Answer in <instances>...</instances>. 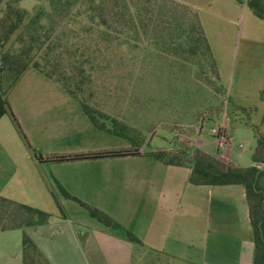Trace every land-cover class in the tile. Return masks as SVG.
<instances>
[{
  "label": "rangeland",
  "instance_id": "rangeland-1",
  "mask_svg": "<svg viewBox=\"0 0 264 264\" xmlns=\"http://www.w3.org/2000/svg\"><path fill=\"white\" fill-rule=\"evenodd\" d=\"M6 1L11 0H0V17ZM189 1L202 6L189 7L202 20L218 81L200 54L187 51L189 44L178 38L175 24L157 22L136 8L148 5L147 0H15L14 4L30 16L39 12L40 18L29 31L20 32L23 38L15 32L4 48L21 49L41 62L48 56L64 67L74 49L85 51L94 67V95L89 104L105 115L107 127L118 130L111 119L125 123L131 137L99 130L96 139L88 140L95 144L92 152L139 146L146 152L162 149L191 153L197 148L214 155L226 150L232 159L243 156L238 163L248 167L257 138L264 139V100L260 97L264 89V20L249 8H229L217 2V9H209L199 0ZM153 4L154 0L150 2ZM99 14L107 17L108 24H99ZM176 14L181 18V12ZM37 33L38 42L29 38ZM53 46L57 58L51 54L49 47ZM0 71L1 85L6 88L13 73L4 67ZM25 75L7 91L6 100L16 119L17 136L26 141L32 156L33 150L39 154L34 155L37 166L33 170L52 180L48 159L90 152L79 136L93 139L94 131L74 125L64 115L51 116L52 112L80 107L78 99L66 95L57 83L34 69H27ZM217 129L229 144L219 145L214 135ZM133 264L182 263L143 248L135 254Z\"/></svg>",
  "mask_w": 264,
  "mask_h": 264
},
{
  "label": "crops",
  "instance_id": "crops-1",
  "mask_svg": "<svg viewBox=\"0 0 264 264\" xmlns=\"http://www.w3.org/2000/svg\"><path fill=\"white\" fill-rule=\"evenodd\" d=\"M181 1L193 8L202 7ZM199 1L209 9L217 2L229 8H248L245 3L235 5L230 0ZM248 22H253L249 15ZM50 115H64L74 125L93 130V139L79 137L89 145L86 147L90 152L95 149L88 140L96 139L100 129L91 123L81 105ZM137 151L58 162L48 159L52 164L51 180L33 170L37 166L34 155L26 141L17 136L10 113H4L0 117V196L45 210L50 217L44 224L0 230V264H23V232L48 264H133L135 254L143 248L182 264H253L252 228L242 185H194L188 182V167L164 164L140 146ZM214 155L241 167L240 154L235 159L226 150ZM54 181L111 216L135 234L143 246L127 240L121 229L106 227L86 214L74 200L58 192ZM253 187L262 193L264 210V162L258 164ZM52 192L64 208V215L55 205ZM259 230L264 241V217Z\"/></svg>",
  "mask_w": 264,
  "mask_h": 264
},
{
  "label": "trees",
  "instance_id": "trees-1",
  "mask_svg": "<svg viewBox=\"0 0 264 264\" xmlns=\"http://www.w3.org/2000/svg\"><path fill=\"white\" fill-rule=\"evenodd\" d=\"M13 1L15 2V0L6 1L4 12L0 17V68L4 67L9 72L13 73V78L6 88H3L0 82V117L8 111L16 122L7 103L6 93L15 84L22 73L31 68L45 78L57 83L68 95L77 98L83 111L96 128L131 139V137L127 135L126 130L128 126L125 123L116 119H111L112 125H118L119 128L116 130L107 127L104 122L106 118L105 115L98 112L93 105L89 104L88 100L94 95L91 79V72L94 67L92 66L91 59L85 54L84 50L78 51V49H74L71 53L73 56L72 59H70L67 67H64L62 65L59 66L58 60H53V58H49L48 56H44L43 62H41L38 59L29 57L25 52H22L21 49L15 50L12 47L7 49L4 48L15 32L20 38H23L20 32L23 29L29 31L37 25L40 18V15H38L39 12L30 16L26 9L21 8L19 5H15ZM147 1L148 5L143 4L139 8L136 6V8L148 13L150 19L155 17L157 22L165 23L167 26L175 24V29L180 32L178 38L185 39V42L189 44L187 51L190 54H200L206 61L205 63L208 67L213 71V77L218 81L215 62L211 55L209 43L197 12L177 0H154L153 5H150L152 0ZM236 1L245 3L256 17L264 20V0ZM165 6L167 8L165 10L166 12L163 10ZM124 8H126V5ZM176 12H181V18ZM118 15V12L114 14L115 17H118ZM187 17L190 19L188 22L179 21V19H185ZM130 21L131 23L134 22L132 18H130ZM99 22V24H108V19L103 14H99ZM29 36L33 41L38 42L40 40V35L38 33L36 36L31 34ZM167 38H169V40L171 39L170 36ZM49 48L51 49V54L53 53L57 58L59 55L52 52V50L55 49L54 46ZM1 74L0 71V77ZM260 97L264 100V89L261 91ZM33 153L35 157H38L39 154H37L36 151L33 150ZM137 153V148L113 149L88 153L55 155L51 156L50 160L58 162L63 160L99 158ZM147 154L167 165L188 167L190 169L188 182L194 185H242L244 187V195L248 208V218L252 228L254 243L253 264H264V241L259 230V223L264 217V210L262 207L263 196L261 192L256 191L253 187V182L258 171V164L264 162L263 138H257V144L252 155L253 164L248 167H239L231 162H225L215 155L197 148L191 153H187L185 150L171 151L156 149L148 151ZM54 182L61 195L77 202L87 210L91 217L95 218L106 227L121 229L123 236L127 240L137 245V247L141 248L143 246L141 240L135 234L124 229L111 216L99 208L71 195L57 181ZM52 196L59 211L64 215L62 206L53 192ZM49 217L50 214L45 210L0 196V230L15 228L24 229L30 226L44 224L48 221ZM21 248L23 252V264H48L44 256L36 251L34 243L25 232H23L21 237Z\"/></svg>",
  "mask_w": 264,
  "mask_h": 264
},
{
  "label": "built area",
  "instance_id": "built-area-1",
  "mask_svg": "<svg viewBox=\"0 0 264 264\" xmlns=\"http://www.w3.org/2000/svg\"><path fill=\"white\" fill-rule=\"evenodd\" d=\"M214 135L217 138L219 145L230 143V141L228 140V138L225 136V134L222 131H218L217 129L216 131H214Z\"/></svg>",
  "mask_w": 264,
  "mask_h": 264
}]
</instances>
